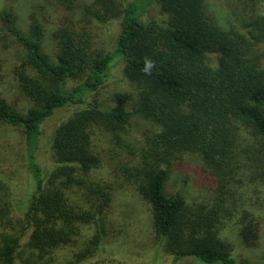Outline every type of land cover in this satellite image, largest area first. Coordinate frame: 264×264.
I'll list each match as a JSON object with an SVG mask.
<instances>
[{
	"label": "trees",
	"instance_id": "1",
	"mask_svg": "<svg viewBox=\"0 0 264 264\" xmlns=\"http://www.w3.org/2000/svg\"><path fill=\"white\" fill-rule=\"evenodd\" d=\"M241 1L254 12L259 2ZM154 2L168 19L142 21ZM69 3L71 14L55 33V60L43 46L42 20L31 14L24 29L12 6L0 11V43L18 57L14 75L29 103L19 108L0 94V124L22 133L27 170L36 188L24 206L20 234L9 233L0 218V264H53L57 251L66 247H78L72 253L73 263H78L105 248L114 188L107 183L88 185L102 164L93 138L99 129L122 142L133 114L124 104L103 108L86 98L107 83L114 55L122 56L124 74L138 90L135 113L154 127L140 154L133 153L137 164L129 177L149 205L160 248L176 260L247 264L236 259L233 244L221 237L222 221L233 216L237 203L226 205L221 194L214 207L191 206L182 192L169 195L166 185L169 168L185 154L198 155L216 174L223 192L229 178L243 181L240 172L248 166L246 159L254 181L264 184V63L257 52L258 43H264V14L252 15L247 34L235 25L221 27L205 0ZM113 19L121 26L111 54L94 46L93 27L108 26ZM70 82L77 84L69 87ZM70 105L86 107L54 130L47 174L36 160L42 126ZM8 206H1L3 216ZM260 226L259 218L244 208L238 227L244 245H257ZM120 246L123 249L124 243Z\"/></svg>",
	"mask_w": 264,
	"mask_h": 264
},
{
	"label": "rangeland",
	"instance_id": "2",
	"mask_svg": "<svg viewBox=\"0 0 264 264\" xmlns=\"http://www.w3.org/2000/svg\"><path fill=\"white\" fill-rule=\"evenodd\" d=\"M69 1L0 0V11L6 6H12L24 29H28L31 14L42 20L43 46L55 60L58 44L55 33L63 25L64 18L71 14ZM205 6L221 27L226 29L230 25H235L247 34H250L252 29L247 26L252 21V15L255 12L264 14V0H259L258 5L254 7L255 12L250 5L241 0H205ZM77 11L80 14L79 8ZM140 18L145 22L164 21L168 19V16L161 12L159 2H154ZM1 25L0 22L2 35ZM120 26L119 19L109 21L108 26L94 24V46L113 51ZM3 44L5 45L4 41L0 43V94L17 107L25 108L29 106V103L19 90V82L14 75V68L19 65L18 57L15 51H12L13 48L7 49ZM7 44L13 46L9 40ZM257 48L264 63V43H258ZM111 54H114V51ZM111 63L107 83L99 92L86 98L89 102L99 103L103 108H113L124 104L133 114L127 132L121 134L122 142L113 140L110 134L99 129L93 138L95 151L100 154L102 164L91 174L89 182L92 184L88 185L107 183L114 188L110 215L112 221L107 223L108 235L105 248L90 259L73 263L72 253L73 250L77 251L78 247H66L57 251L53 264H201L191 258L176 260L162 247L160 248L159 241L153 234L149 205L134 189V178L129 176L131 169L137 164L133 153L140 154L141 148L146 145L147 137L152 135L154 127L135 113L138 90L124 74L125 62L122 56L114 55ZM75 84L77 82H70L69 87ZM84 107L86 105L63 107L43 124L36 160L47 174L52 167L50 139L54 130L73 113ZM181 159L169 168L170 177L166 192L169 195L176 191L182 192L191 206L202 203L208 207H214L222 199V195L226 205L237 203L233 216L226 217L222 221L221 237L233 244L234 256L238 261L246 260L247 264H264V184L254 181L250 161L246 159L248 166L246 169L242 168L240 172L243 181H238L239 176H235L237 181L229 178L227 192L225 190L223 192L218 186L216 174L204 165L198 155L185 154ZM26 164L22 133L10 126L0 124V209L3 204L7 206L11 204L7 207L6 216L0 213V218H4L5 226H7L5 228L12 234H20L23 231L24 206L36 189ZM73 197L77 199V196ZM244 208L253 212L261 221L259 240L254 247H247L239 237V220ZM88 234L89 231H86L85 235ZM28 236L29 232L22 237L23 249ZM122 242L123 249L120 246ZM25 252L28 251L25 250ZM17 264H20L19 260Z\"/></svg>",
	"mask_w": 264,
	"mask_h": 264
}]
</instances>
